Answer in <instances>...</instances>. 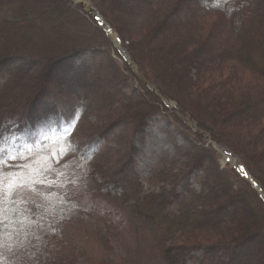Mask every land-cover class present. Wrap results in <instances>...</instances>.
I'll list each match as a JSON object with an SVG mask.
<instances>
[{
    "label": "trees",
    "instance_id": "trees-1",
    "mask_svg": "<svg viewBox=\"0 0 264 264\" xmlns=\"http://www.w3.org/2000/svg\"><path fill=\"white\" fill-rule=\"evenodd\" d=\"M94 1L121 31L135 63L142 65L151 82L142 77L122 49L117 52L122 61L113 55L105 57L100 69L73 67L77 55L100 48L80 44L82 31L75 24V15L88 14L104 28L99 15L83 5L78 7L73 0H0V167L22 177H35L38 189L25 196L28 202L16 212L19 231L29 235L22 249L12 251L13 264H50L46 257H39L43 240L35 235L47 216L53 222L48 246L52 252L66 248L63 244L68 242V228L75 214V207L66 208V203L75 200L87 176L130 204L141 219L155 223L168 264H193L200 259L206 264H264V192L241 167H225L220 149L213 154L207 141V134L224 141L264 186V14H253L252 0H238L235 6L238 3L239 12L229 6L207 15L197 10L200 14L194 20L191 13L190 17L182 16L191 0H139L140 15L149 21L156 17L157 21L138 30L122 18L121 13L130 12L124 0ZM193 1L191 4L196 5L206 0ZM215 16L221 20L211 23L210 32V19ZM162 17L166 18L161 27L162 22L158 23ZM152 25H158L159 30ZM160 30L161 35H156ZM203 32L205 43H196L194 34ZM152 38L154 47L149 43ZM215 43L222 47V55L218 48L208 54ZM231 60L254 72L252 82L261 79L257 88L242 87V69L227 66ZM65 69H75L88 92L94 94L91 109L101 111L104 124L95 129L99 141L113 132L109 144L98 152L94 148L97 145L80 153L73 146L79 126L72 133L65 132L70 134L66 137L58 130L60 120L50 124L41 116L43 104H50L64 86ZM120 75L140 85L142 96H132L127 85L109 96L110 90L104 86L115 91L119 86L112 79ZM168 99L180 102L172 113H167ZM106 107L119 112L108 118V123L102 115ZM162 113L177 117L182 127L192 129L194 147L184 159L187 168H163L159 178L165 186L151 191L139 169L138 139L151 117ZM36 121L49 123L44 133H38ZM192 122L199 123L201 129L194 130ZM121 130L126 135H120ZM58 148L76 149V159L82 157L88 162L83 161L75 171V157L70 158L68 152L61 154ZM57 151L61 155L53 154ZM38 159V170H33L32 161ZM65 160L68 164L63 163ZM70 166L73 169L64 174ZM190 172L201 173L202 187L195 183L183 187V178ZM56 200L63 205L57 206ZM22 216L28 219H20ZM110 240L112 243L113 238ZM82 254L73 256L71 264H123L111 244L97 256ZM52 262L68 264L66 257L58 254Z\"/></svg>",
    "mask_w": 264,
    "mask_h": 264
},
{
    "label": "rangeland",
    "instance_id": "rangeland-1",
    "mask_svg": "<svg viewBox=\"0 0 264 264\" xmlns=\"http://www.w3.org/2000/svg\"><path fill=\"white\" fill-rule=\"evenodd\" d=\"M73 1L78 7L80 5H83L79 0ZM89 1L93 6H97L99 8V14L108 19V22L111 23V27L113 26L115 28L119 38L122 39V33L114 26L110 19L111 17H109V15H106L94 0ZM124 1L126 6H128L130 12H128L127 14L121 13V15L122 18L127 20V22L132 27L141 30L145 27H149V24H154L157 21L156 17H152L151 21H149L150 18H145L144 16L140 15L141 11L138 7L141 6V4L139 3V0ZM237 1L238 0H214L213 2H210L206 0L197 2V4L195 5L191 4V2L194 3V1L191 0L188 7L189 9L182 13V16L190 17L192 14L193 19L195 20L200 14L197 10H200L202 14L207 15L211 11H216L219 8L228 6L231 8L235 7L239 12L240 8H237L238 3L235 6V3ZM252 2V7L254 6L253 14H256L257 11V13L264 14V0H252ZM135 10H139V14H136ZM189 10L191 12H189ZM75 16V24L79 27L80 31H82L83 40L80 44L82 46L94 45L95 47L100 48H97L98 51L94 49L92 51H85L77 55V59L75 60L76 63L73 65L74 68L77 67L80 70H83V68L90 66V68L97 69V67H99L100 69L102 64H104L103 62L106 56L107 58L113 55H116V57H118L117 52L119 49H122V47L118 39H116L107 28H105L104 26V28H102L88 14H77ZM165 18L166 17H162V19L158 23L160 24L162 22L161 27L163 26ZM210 20L209 30L210 32H212L211 23L220 21L221 17L215 16ZM136 22H138L137 25H132V23ZM152 26H154V30H159L158 25ZM160 32H162V30L158 31L156 35H161ZM203 34L204 32L200 34H194L196 43H205L206 38ZM153 40L154 38L149 41V43L152 45L154 44ZM217 48L220 49L218 53L222 55L224 51L222 47H219L218 43L213 44L212 47L209 48L208 54H213L217 50ZM124 50L126 52V49ZM126 55L127 57L129 56L131 58L132 62H136V59H133L134 57L130 50L126 52ZM119 60L122 61L121 59ZM135 64L138 71L142 73V77L147 82H151V78L143 73L142 65L139 63ZM232 65H238V68L242 69L240 73L242 74V76H240L239 79L241 78L240 82H242L241 85L243 88L249 90L258 87L256 84H260L258 82V79L260 78H257V81L254 80V82H252V78L255 77L252 70L245 68L243 64L238 61L231 60L230 64L227 66ZM113 69L116 68L113 67ZM120 76L121 78H110L112 79L113 83L116 82V84H118L119 86L115 89V91L110 86H104V89L110 90V93H108V95H111L109 96L112 97L113 95H116L117 92H120L121 88L123 89V87L126 85L129 86V92L132 96H142L143 90L140 85H137V83L133 80L132 82H130L129 79L126 81V79L123 78V75ZM137 81L140 83L142 82V79L138 78ZM62 83H64V86L58 90V93L55 96H53L50 104L49 101H47L46 104H43L44 115H41L42 118L45 117L46 121L48 118L50 124H52V121L57 122L58 120H60V124L62 126L59 127L58 130L61 133H72L75 131V127L79 126V133L75 138L73 137V146H76L77 151L80 153L83 150L86 151L90 147H94L95 145H97L94 148L96 152H98L100 147H104L105 144H109V137L113 134V132L108 137L104 138L101 142L99 141L100 137L95 132V129H99V125L101 127H104V124H102L103 117H99L101 111H96L98 109H95V111L92 112L91 108L95 100L94 94H92V92H88V87L85 85L82 79H79L77 77L75 69L64 70L62 75ZM108 83H110V80ZM155 84L156 83H154V85ZM261 85L264 86V83H261ZM154 87L158 88L157 84ZM168 100L170 103V109L167 111V113H172L180 105V102L173 99ZM99 108H102V106H99ZM109 108L111 107H106L105 109H103L105 111L102 112V115L106 117L105 122L107 123L108 118L115 116L116 113H119L118 110L113 109L112 111H110L111 109ZM176 118H173L165 113L154 115L149 120V126L146 132L142 133L139 136V169L141 170L148 189L151 191H154L158 188L162 189L165 186V183L162 182L159 178L160 170H162L163 168H175L178 171L187 168L186 163H184V159H188L186 157V154L192 147H194V143L191 140L192 129L187 126L182 127V124ZM49 123L43 124L40 121H36L35 125L37 127L38 133H44L48 128L47 126L49 125ZM192 126L196 131L201 129L199 123L192 122ZM68 134L65 133L62 135L66 136ZM119 134L126 135L124 130L119 131ZM207 135L209 147L212 149V151H214V153H212L216 154L215 149L217 148L222 152L225 167L231 168L234 166H238L241 167V171L246 176L247 174L252 175L251 170L243 164V160L239 155L236 154V158H230V155L228 153L229 148H225V146L227 145L223 143L221 144V142L224 141H219L221 146L219 144L214 145L213 140L215 136L212 134ZM262 143H264V141H262ZM58 149L62 151L61 154L68 152L67 155L71 156L70 158L75 157V154H77L76 149H70L69 151L62 148ZM53 154L58 156L61 155L59 151H57V154ZM40 161V159H38L37 162L32 161L33 170H38ZM83 161L85 163L88 162L85 161L82 157H80L79 160H77L76 157L73 159L72 167L76 166L75 171L78 169L79 165L83 164ZM63 163L68 164V160H65ZM72 167H68L63 171V173L65 174L66 172H69ZM200 175V172H196L194 174L193 172L187 173L182 181L183 187H189L192 183H195V185L202 187V184L200 183ZM82 180H84L83 185L79 189V192L75 194V200L70 199L68 203H66V208H69L71 206L75 207V214L73 216L74 220L69 225L67 233L68 237H66L68 238V242H65L63 244V246H65L66 248L58 247L54 252H52L50 246H48V236L51 232L50 229L53 227L52 218L50 216H47L45 219H43L41 223L38 224L39 226L37 225L38 229L35 235L43 240L41 242V246L38 248L40 254L39 257L41 258V260H43V257H46L48 259H46L47 262H49L50 264H55L52 261L54 255L58 254L63 258L66 257L67 263L71 264L72 260L74 259L73 256H77L79 252L83 251L82 255L88 254L90 256H97L100 252L103 253L108 250L111 244V250L120 254V258L123 264H168L161 249L160 235L155 223L145 219H141L135 213L133 207L130 204L108 192L106 189L101 187V185L97 181H95V179L91 177L89 178L87 176ZM256 184L259 189L264 192V186L259 182H256ZM222 187L225 186L222 185ZM54 202L57 206L63 205L60 200H56ZM38 221H40V218H38ZM110 237L113 238L112 243ZM261 241L264 244V236L262 237ZM201 255H204V253L202 252ZM11 256V248H5L0 251V260H3L5 264H13ZM204 261V259L195 260L193 264H206Z\"/></svg>",
    "mask_w": 264,
    "mask_h": 264
},
{
    "label": "snow or ice",
    "instance_id": "snow-or-ice-1",
    "mask_svg": "<svg viewBox=\"0 0 264 264\" xmlns=\"http://www.w3.org/2000/svg\"><path fill=\"white\" fill-rule=\"evenodd\" d=\"M48 182L55 183V181ZM33 189L38 191L35 177L31 179L27 176L22 177L0 167V251L11 248L13 252H16L17 248L22 249L27 244L25 237L29 234L26 231H19L20 225L16 222V212L20 210V205L28 202L25 196ZM20 219L28 218L22 216ZM29 223H38V221L29 220ZM28 226L25 224L24 228L27 229ZM0 264H4V261L0 260Z\"/></svg>",
    "mask_w": 264,
    "mask_h": 264
},
{
    "label": "water",
    "instance_id": "water-1",
    "mask_svg": "<svg viewBox=\"0 0 264 264\" xmlns=\"http://www.w3.org/2000/svg\"><path fill=\"white\" fill-rule=\"evenodd\" d=\"M82 3L83 5L89 9L90 12H92L93 14H97L99 12V8L97 6H89V4H91V2L89 0H86V1H83L82 0ZM101 19H103L104 17L102 15H100ZM104 23V26L105 28H107L109 30V27L111 26V23L110 22H103ZM110 31V30H109ZM122 43H123V40H122ZM124 44V43H123ZM149 81V80H148ZM224 143V142H221V144ZM218 144L221 146L220 142H218ZM227 148V147H225ZM224 148V150H225ZM232 151V150H231ZM234 153V151H232ZM235 154V153H234ZM252 173V172H251ZM248 176H251L250 174H247ZM255 179V178H253ZM256 180V179H255Z\"/></svg>",
    "mask_w": 264,
    "mask_h": 264
},
{
    "label": "bare ground",
    "instance_id": "bare-ground-1",
    "mask_svg": "<svg viewBox=\"0 0 264 264\" xmlns=\"http://www.w3.org/2000/svg\"><path fill=\"white\" fill-rule=\"evenodd\" d=\"M83 1H86V0H83ZM89 6L92 7L93 5H92V4H89ZM110 31H111L112 35H113L116 39H118V41L120 42V44H122V42H121V38H119V36H118L116 30H115L113 27H111V26H110ZM122 47H123V44H122ZM229 155H230V158H231V159L236 158V156H235L232 152H229Z\"/></svg>",
    "mask_w": 264,
    "mask_h": 264
}]
</instances>
